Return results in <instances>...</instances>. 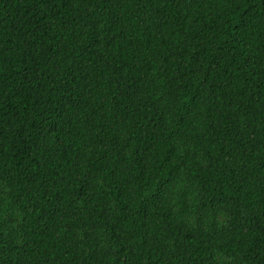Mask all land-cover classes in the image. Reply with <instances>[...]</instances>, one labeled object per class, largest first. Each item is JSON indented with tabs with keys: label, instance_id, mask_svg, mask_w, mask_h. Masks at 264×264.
Segmentation results:
<instances>
[{
	"label": "trees",
	"instance_id": "16d2710c",
	"mask_svg": "<svg viewBox=\"0 0 264 264\" xmlns=\"http://www.w3.org/2000/svg\"><path fill=\"white\" fill-rule=\"evenodd\" d=\"M0 264H264V0H0Z\"/></svg>",
	"mask_w": 264,
	"mask_h": 264
}]
</instances>
